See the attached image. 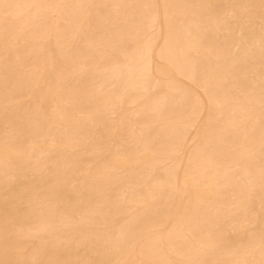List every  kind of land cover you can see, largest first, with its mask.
Masks as SVG:
<instances>
[{
  "label": "bare ground",
  "instance_id": "bare-ground-1",
  "mask_svg": "<svg viewBox=\"0 0 264 264\" xmlns=\"http://www.w3.org/2000/svg\"><path fill=\"white\" fill-rule=\"evenodd\" d=\"M0 264H264V0H0Z\"/></svg>",
  "mask_w": 264,
  "mask_h": 264
}]
</instances>
